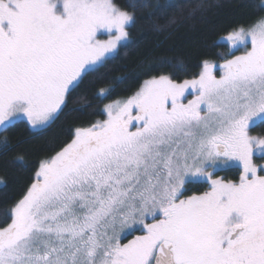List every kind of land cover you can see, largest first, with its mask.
Listing matches in <instances>:
<instances>
[{
    "label": "snow or ice",
    "instance_id": "6c2138e0",
    "mask_svg": "<svg viewBox=\"0 0 264 264\" xmlns=\"http://www.w3.org/2000/svg\"><path fill=\"white\" fill-rule=\"evenodd\" d=\"M242 6L257 14L214 42L221 63L145 79L39 162L0 226V264H264V136L250 135L264 127V0ZM139 7L158 5L0 0V132L58 119L130 46ZM234 164L238 180L216 177Z\"/></svg>",
    "mask_w": 264,
    "mask_h": 264
},
{
    "label": "trees",
    "instance_id": "16d2710c",
    "mask_svg": "<svg viewBox=\"0 0 264 264\" xmlns=\"http://www.w3.org/2000/svg\"><path fill=\"white\" fill-rule=\"evenodd\" d=\"M123 8L130 0H114ZM158 7H139L135 23L128 28L129 47L118 49L115 59L99 73L87 77L84 85L68 100L58 119L42 130H33L18 120L0 132V226L12 206L33 181L42 159L54 155L70 142L77 127H88L105 119V105L126 99L145 79L169 75L177 82L199 75L203 60L219 64L229 54L228 47L215 46L224 30L234 24H249L256 9L243 7L260 0H138ZM131 11V9H129ZM260 15H264L261 13ZM125 79L117 85L115 82ZM101 90H111L101 96ZM252 136H264V127L250 129ZM7 144V151L3 146ZM254 162L264 166V158ZM240 169L230 168L218 174L226 180H238ZM196 186L193 193L204 191ZM10 222V219H9ZM131 239L128 235L123 242Z\"/></svg>",
    "mask_w": 264,
    "mask_h": 264
},
{
    "label": "rangeland",
    "instance_id": "374dc122",
    "mask_svg": "<svg viewBox=\"0 0 264 264\" xmlns=\"http://www.w3.org/2000/svg\"><path fill=\"white\" fill-rule=\"evenodd\" d=\"M167 1H171V0H167ZM101 38H106V36H102ZM236 55H240V54H242V52H236L235 53ZM186 95H187V98L188 99H191L192 98V96L191 95H188V93H186ZM121 100H123V99H121ZM186 102V101H185ZM105 119H106V115H105ZM22 120V119H21ZM18 121V120H17ZM22 121H24V120H22ZM26 122V121H25ZM27 123V122H26ZM255 157H259V156H255ZM254 157V158H255ZM231 168H239L238 167V165H233V167H231ZM227 169H230L229 167H225V166H220L218 169H217V172H216V177L217 178H222L221 177V175H219L218 173L219 172H222V171H224V170H227ZM223 179V178H222ZM226 180V179H225ZM0 184H2V182L0 181ZM137 234H139V233H132V235H129L130 237H132L133 238V236L134 235H137ZM128 237V236H127ZM131 238V239H132ZM122 239H125L123 236H122ZM130 239V238H129ZM127 242V241H126Z\"/></svg>",
    "mask_w": 264,
    "mask_h": 264
},
{
    "label": "flooded vegetation",
    "instance_id": "af4514ba",
    "mask_svg": "<svg viewBox=\"0 0 264 264\" xmlns=\"http://www.w3.org/2000/svg\"><path fill=\"white\" fill-rule=\"evenodd\" d=\"M222 177V176H221Z\"/></svg>",
    "mask_w": 264,
    "mask_h": 264
}]
</instances>
